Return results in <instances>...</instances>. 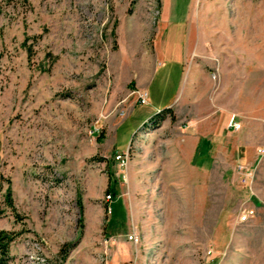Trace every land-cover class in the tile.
<instances>
[{"label":"rangeland","instance_id":"rangeland-1","mask_svg":"<svg viewBox=\"0 0 264 264\" xmlns=\"http://www.w3.org/2000/svg\"><path fill=\"white\" fill-rule=\"evenodd\" d=\"M163 3L0 0L8 264H264V0Z\"/></svg>","mask_w":264,"mask_h":264},{"label":"trees","instance_id":"trees-1","mask_svg":"<svg viewBox=\"0 0 264 264\" xmlns=\"http://www.w3.org/2000/svg\"><path fill=\"white\" fill-rule=\"evenodd\" d=\"M25 3L28 2V0H23ZM163 113H171V109H166L164 111H161L159 112L158 114H156L155 116L151 117L146 123H149L150 121H153V120H159L161 115ZM6 201L8 203V205L13 209V211L15 210L14 208V205H13V200H12V196H11V193L8 192L7 195H6ZM17 238V234L15 233H11V232H6V231H1L0 232V264H8L9 263V260H10V256H9V253H10V246L11 244L16 240ZM68 246L64 247L62 249V252H61V263H64V261L66 260L67 258V255H68V251H67V248Z\"/></svg>","mask_w":264,"mask_h":264},{"label":"built area","instance_id":"built-area-1","mask_svg":"<svg viewBox=\"0 0 264 264\" xmlns=\"http://www.w3.org/2000/svg\"><path fill=\"white\" fill-rule=\"evenodd\" d=\"M141 102L142 103H147V94H145L141 98ZM143 126H145V124ZM143 126H142V128H143ZM233 126H234L235 129L239 128V126L237 124H233ZM127 156H128V154L124 155V157L123 156H119V159L124 160L125 157H127ZM107 199L109 200L108 202H112L113 201V197L110 196V195L107 197ZM109 213H112V209L109 210ZM253 216H254V210H252V209L244 210V212L241 213V217H240L239 221H240V223L247 222ZM129 239L131 241L135 242V243H137V241H138L135 235L130 236Z\"/></svg>","mask_w":264,"mask_h":264},{"label":"crops","instance_id":"crops-1","mask_svg":"<svg viewBox=\"0 0 264 264\" xmlns=\"http://www.w3.org/2000/svg\"><path fill=\"white\" fill-rule=\"evenodd\" d=\"M163 1H164V3H165V0H163ZM164 3H163V4H164ZM163 7H164V6H163ZM187 54H189V50L187 51ZM190 73H191V72H190ZM172 107H173V106H172ZM172 107H171V108H172ZM171 108H169V109H171Z\"/></svg>","mask_w":264,"mask_h":264}]
</instances>
